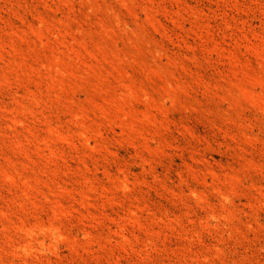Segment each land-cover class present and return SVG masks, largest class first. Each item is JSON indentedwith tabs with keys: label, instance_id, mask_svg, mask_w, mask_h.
<instances>
[{
	"label": "rangeland",
	"instance_id": "obj_1",
	"mask_svg": "<svg viewBox=\"0 0 264 264\" xmlns=\"http://www.w3.org/2000/svg\"><path fill=\"white\" fill-rule=\"evenodd\" d=\"M0 264H264V0H0Z\"/></svg>",
	"mask_w": 264,
	"mask_h": 264
}]
</instances>
